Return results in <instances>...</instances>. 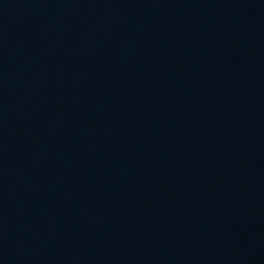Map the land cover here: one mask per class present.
<instances>
[{
  "label": "water",
  "instance_id": "1",
  "mask_svg": "<svg viewBox=\"0 0 264 264\" xmlns=\"http://www.w3.org/2000/svg\"><path fill=\"white\" fill-rule=\"evenodd\" d=\"M0 264H264V0H0Z\"/></svg>",
  "mask_w": 264,
  "mask_h": 264
}]
</instances>
